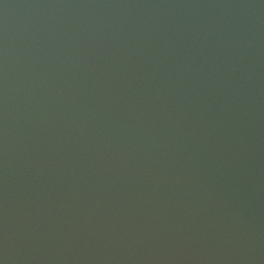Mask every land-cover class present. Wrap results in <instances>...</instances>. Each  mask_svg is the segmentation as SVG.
<instances>
[{
	"label": "water",
	"instance_id": "obj_1",
	"mask_svg": "<svg viewBox=\"0 0 264 264\" xmlns=\"http://www.w3.org/2000/svg\"><path fill=\"white\" fill-rule=\"evenodd\" d=\"M0 264H264V0H0Z\"/></svg>",
	"mask_w": 264,
	"mask_h": 264
}]
</instances>
